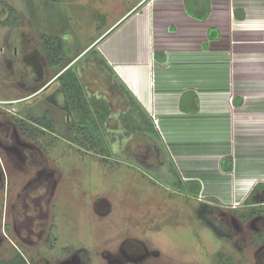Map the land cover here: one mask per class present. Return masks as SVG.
<instances>
[{
	"label": "rangeland",
	"instance_id": "1",
	"mask_svg": "<svg viewBox=\"0 0 264 264\" xmlns=\"http://www.w3.org/2000/svg\"><path fill=\"white\" fill-rule=\"evenodd\" d=\"M149 1L0 0V123L36 147L35 161L46 163L44 183H49L44 192L35 183L37 168L7 165L10 199L0 184V259L22 252L31 264H60L80 251L85 264H110L106 256L122 255V243L136 238L148 256L143 262L138 254L122 257L125 264H264V191L254 194L256 203L245 202L253 186L264 182V110L252 109L262 107L264 98L257 74L242 73L239 57L217 54L213 67L193 74L201 98L198 114L179 110L180 84L163 99L169 104L155 97L146 108L179 176L201 180L198 197L175 182L161 139L123 123L131 109L142 121L140 110L114 87L104 72L110 68L100 69L95 52L108 28ZM242 1L257 0H227L234 8ZM7 4L19 13L13 26L4 25ZM260 4L264 10V1ZM262 22L227 26L235 53L241 45L264 42ZM44 34L64 38L58 65L49 60ZM75 58L90 97L108 101L109 115L99 130L106 144L96 146L78 134L75 113L56 80ZM233 60L235 69H221L223 63L232 67ZM237 93L245 99L242 107L233 104ZM46 111L54 132L33 123ZM226 154L236 159L235 171L227 175L219 167Z\"/></svg>",
	"mask_w": 264,
	"mask_h": 264
},
{
	"label": "crops",
	"instance_id": "2",
	"mask_svg": "<svg viewBox=\"0 0 264 264\" xmlns=\"http://www.w3.org/2000/svg\"><path fill=\"white\" fill-rule=\"evenodd\" d=\"M191 1L194 7H209L206 18L189 14L185 0H150L140 9L134 10L137 7L135 6L133 13L128 12L119 18L102 34L104 37L101 35L103 43H97L100 48L97 53L101 61L100 69L104 70L101 60L103 58L110 63L118 79L127 85L146 111L155 97H159L163 104H169L170 101L163 99L169 98L175 91L172 90L173 85L180 84L183 88L175 93L179 110L186 116L198 114L201 98L198 82L193 78V74L195 69L213 67L217 54L224 59L239 57L237 66L240 71L244 74L256 73L260 81L258 89L264 91V42L253 47L241 45L235 53L230 32L227 33L229 25L248 26L263 23L264 10L260 3L264 0L254 1L251 5L242 1L235 8L233 4L228 6L227 0ZM197 10L198 14H201V10ZM211 29L218 30L219 34L210 37ZM247 37L250 38L246 35L245 38ZM261 37L264 39V34ZM246 40L248 42L252 38ZM78 58H75L73 63L77 62ZM223 64L221 69H235L234 60L232 67L230 64L228 67ZM104 72L113 81L112 74L105 70ZM261 100L262 107L252 109L264 110V98ZM244 103L245 99L240 93L233 97L234 105L242 107ZM224 120L227 121V116ZM160 134L170 156L171 151L161 132ZM170 158L174 163L173 158ZM219 167L226 175L233 173L236 169L234 155H224L220 159ZM189 180L201 182L199 178Z\"/></svg>",
	"mask_w": 264,
	"mask_h": 264
},
{
	"label": "trees",
	"instance_id": "3",
	"mask_svg": "<svg viewBox=\"0 0 264 264\" xmlns=\"http://www.w3.org/2000/svg\"><path fill=\"white\" fill-rule=\"evenodd\" d=\"M186 2V8L189 14H191L194 17L198 18H206L209 13V7H206L205 9L202 8V6L194 7L191 0H185ZM9 10V15L4 21V25H15L19 20V13L12 5L7 4L6 5ZM201 10V14H198V10ZM219 32L216 29H211L209 31L210 37H214L215 35H218ZM216 37V36H215ZM42 39L45 42V50L48 54L49 60L51 64L58 65L60 62V58L64 49V38L59 35H42ZM94 48L91 47L86 51V53L92 51ZM84 53V54H86ZM95 53H98L96 51ZM103 62V67L105 66L108 69V72L112 74L113 81H114V87L122 92L127 98L131 101L132 105L135 106L134 108L139 109V115L142 118V121L137 120L133 114L135 113L134 109H131L129 111V114H127V118L123 115V123L124 125L128 126L129 129L133 131H141L145 132L147 134L153 135L161 141V134L157 128V126L154 124V121L152 117L149 115V113L143 108L141 103L138 101L136 96L132 93V91L127 87V85L118 79V76L115 74L114 69L106 62L105 59H101ZM75 63L68 64L66 67H64L59 73H57L56 80L59 81L63 94L65 99L68 102L69 109L75 113V117L77 119V131L78 134H82L85 138H89V141L91 140L94 145H98L100 143H105V138L102 136L100 128L101 124L104 123L109 115V105L108 101L101 98H92L88 94L87 88L85 87V84L83 83L82 79L80 78L77 69L75 67ZM106 71V70H105ZM104 102V103H103ZM103 109L105 111H103ZM34 122L38 123L39 126H41L44 129H47L51 132H54L56 129V124L53 118L51 117V114L49 111H46L43 116L41 117H33ZM89 132V133H88ZM98 132V133H97ZM97 133V134H96ZM161 139V140H160ZM164 144V143H163ZM170 158V156H169ZM172 161V159L170 158ZM173 163V161H172ZM232 165L230 164L229 169H231ZM173 167L178 175L177 168L175 167V164L173 163ZM184 188H186L188 191H191L195 194H200L202 189V184L198 180H188L184 181ZM262 192L264 191V182H258L252 190L249 192L245 202L247 204H254L256 203L253 199V196L256 192ZM264 202V199H263ZM0 264H29L28 261L24 256H22L19 252L10 260H2L0 259Z\"/></svg>",
	"mask_w": 264,
	"mask_h": 264
},
{
	"label": "flooded vegetation",
	"instance_id": "4",
	"mask_svg": "<svg viewBox=\"0 0 264 264\" xmlns=\"http://www.w3.org/2000/svg\"><path fill=\"white\" fill-rule=\"evenodd\" d=\"M33 122V121H32ZM34 124L39 125L36 122H33ZM10 124H8L7 122H1L0 123V184L2 185V187H4V192H5V200H8L10 192H9V185H8V181H9V176H8V172H7V165L11 164L13 166H18V167H22L25 169H33V168H37V179H35V183L37 185V189L40 188V185H42V190L44 191V189L47 187L49 188V183H44L45 180V169L44 165H46V163L43 162H36L35 161V154L34 153V145H31L29 142L27 141H23L22 138L19 135H14L13 132H11ZM47 130V129H46ZM3 155V157H2ZM171 162V161H170ZM171 170L173 171V174L175 175V182L177 184H180V186H182V188L184 187V180L183 178H179L174 167H173V163L171 162L170 165ZM46 186V187H45ZM55 187V184L53 183V186L51 188ZM41 192L39 195H37V197H32L36 198V200L39 198V196H41L42 194H44V192ZM49 191V190H48ZM188 194L194 196V197H198V194H195L191 191H186ZM55 193L54 188L52 189L51 193H49V199H52L53 195ZM20 194H22V192H20L18 195L20 196ZM10 199V198H9ZM7 202H5V209L6 208ZM6 215H7V211H6ZM5 215V216H6ZM31 217L27 216V220L30 221ZM28 224V223H26ZM6 227V226H5ZM134 240V241H131ZM129 242H132L131 245H129V247H126L127 244ZM82 249V248H81ZM79 249V250H81ZM121 250H122V255L118 256V257H113L112 255H107L106 257H108L110 259V264H125L124 260H122V257H127L130 255L135 256L136 254L141 256L142 262L144 261V259L146 258L145 255H147L144 252V243L139 240V239H127L125 242L122 243L121 246ZM82 251V250H81ZM21 255L23 254L22 252L20 253ZM22 256H25L24 254ZM132 256V257H133ZM148 256V255H147ZM26 258V257H25ZM4 260V259H2ZM27 260V259H26ZM29 264L30 261L27 260ZM60 264H85L84 263V258L82 256V253L80 251H76L74 253H71L70 255H68L66 258H64Z\"/></svg>",
	"mask_w": 264,
	"mask_h": 264
}]
</instances>
